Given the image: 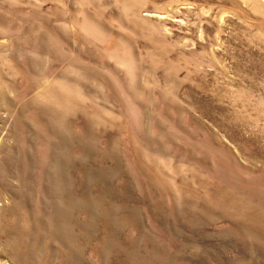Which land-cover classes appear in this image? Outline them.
<instances>
[{
    "label": "rangeland",
    "instance_id": "1",
    "mask_svg": "<svg viewBox=\"0 0 264 264\" xmlns=\"http://www.w3.org/2000/svg\"><path fill=\"white\" fill-rule=\"evenodd\" d=\"M0 264H264V0H0Z\"/></svg>",
    "mask_w": 264,
    "mask_h": 264
}]
</instances>
